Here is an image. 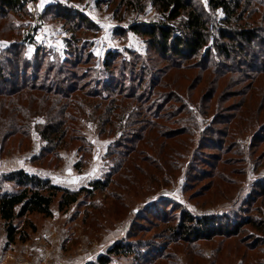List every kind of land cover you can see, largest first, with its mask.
Wrapping results in <instances>:
<instances>
[{
  "label": "trees",
  "instance_id": "1",
  "mask_svg": "<svg viewBox=\"0 0 264 264\" xmlns=\"http://www.w3.org/2000/svg\"><path fill=\"white\" fill-rule=\"evenodd\" d=\"M36 1L0 0V15L28 14V4ZM100 1L111 6L119 19L129 10L144 12L150 3L169 20H174L184 35L179 36L164 23L155 21L126 28L145 38L148 44L146 56L138 51H131L129 57L122 52L106 51L99 65L101 77L97 87L91 88V82L84 79L89 72H94L91 62L97 58L90 38L85 35L87 38L83 39V34L98 29V26L72 6L60 1L50 5L48 10L71 33L61 61L47 60L50 53L47 47L37 48L33 57H25L16 45L0 53L2 141L16 135L29 136L33 128L34 135L45 142L40 155L43 158L58 152L67 138L71 122L85 116L105 131L119 129L122 134H119L118 144L122 143V138L126 139L127 147L134 148L136 155L145 157L143 162H148L147 157L153 156L149 151L156 155L166 154L165 159L174 161L177 155L173 149L174 140L182 137L192 141L199 131L207 136L222 135L225 141L217 146L225 149L231 119L221 117L217 120L216 115L213 118L207 116V110L215 104V108H219L223 98L227 102L235 97L234 89L230 87L246 78L249 81L243 85L244 92L240 95L246 99H240L235 108H229L231 112L225 108L221 111L235 113L241 108L240 111L247 112L255 106L259 115L264 111V97L258 103V99L255 100L259 98L257 82L260 75H264V9L261 12L258 7H264L263 0H207L206 5L198 0ZM250 7L251 11L247 12ZM218 8L224 11V24L216 29L214 40L210 41L209 24L215 19L214 12ZM245 68L251 69V73L231 84L232 75L244 73ZM200 89L203 92L198 103L192 104L213 120V126L197 131L200 121L192 115L188 99L194 92L198 94ZM210 100L213 102L206 107ZM36 116H41V120L36 121ZM220 124L223 127H216ZM155 143L159 144V151L155 150ZM176 143L180 144L179 140ZM156 159L157 156L150 157L152 162ZM77 166L81 167L80 164ZM140 173L143 177L148 176L146 170ZM110 178L111 174L106 179L92 181L91 188L71 190L24 168L0 173V218L8 243L15 242L18 236L26 239L25 228L36 230L35 224L28 219L30 215L52 216L55 203L59 211H65L76 204L82 194L92 196L95 191L106 189L112 183ZM219 179L222 181L224 177ZM256 195L264 198V185L257 189ZM246 227L252 230L241 235ZM170 229L176 239L186 244L189 254L196 250L199 260L204 256L197 252L198 244L213 242L215 258L211 256L208 264H221L218 262L220 258L231 256L230 247H234L243 259L249 258L253 264H264L257 256L258 253L264 254V241H261L264 214L255 219H231L214 214L197 216L181 209L180 218ZM134 252L132 244L117 242L93 264H111L115 258L133 256Z\"/></svg>",
  "mask_w": 264,
  "mask_h": 264
},
{
  "label": "rangeland",
  "instance_id": "2",
  "mask_svg": "<svg viewBox=\"0 0 264 264\" xmlns=\"http://www.w3.org/2000/svg\"><path fill=\"white\" fill-rule=\"evenodd\" d=\"M58 1L72 7L77 4L84 6L98 20L94 21L98 29L83 34V39L87 38L85 35L90 38L92 51L97 58L91 62L94 72H89L84 79L91 82V88L97 87L96 83L101 77L99 65L104 55L99 50L104 49V44L120 45V49L109 50L122 52L126 57L130 56L131 51L146 56L148 44L145 38L126 28L150 22L147 20L160 12L148 3L144 12L129 10L119 19L113 8L100 0H38L33 2V10L28 4V14L0 15V53L16 45L25 57H33L37 48L47 47L50 52L47 60L61 61L71 33L48 10ZM198 1L206 5L207 0ZM258 7L262 12L264 7ZM37 14L42 15L48 28L56 31L54 38L56 43H60L61 51L57 45L37 42L30 46L24 43L25 31L32 26ZM41 37L44 38L45 33ZM9 57L11 55L8 54L10 60ZM243 70L242 74L232 75L231 84L252 71L249 68ZM260 76L257 82L259 98H255L258 99L257 103L264 97V75ZM248 81L246 78L244 82L230 87L234 89L235 97L227 102L223 98L219 108H215V104V107L210 106L207 110V116L213 118L216 115L217 120L221 117L231 119L228 122L230 135L226 138L224 150L217 146L225 141L222 135L209 133L210 136H207L199 131L192 141L182 137L174 140L173 149L177 151L174 161L165 159L166 154L156 155L154 151H149L153 156L147 157L148 162H143L145 157L136 155L134 148L127 147L126 139L122 138V143L118 144L119 134H122L119 129L105 131L97 122L91 123V119L85 116L71 122L67 138L58 152L49 153L43 158L40 155L45 142L34 135L33 128L29 136L16 135L4 141L0 139V173L24 168L51 178L71 190L91 188L92 181L106 179L110 174L112 181L106 189L95 191L92 196L82 194L79 201L65 211H59L55 203L52 216L30 215L28 219L35 224L36 230L25 228L26 239L18 236L15 242L8 243L0 218V261L8 260V264H93L113 244L127 242L135 249L133 256L115 258L111 264H208L211 256L215 258L211 246L213 242L202 241L198 244L197 252L204 256L199 260L196 250L189 254L186 244L178 237L176 239L170 228L176 225L181 209H187L197 216L214 214L231 219H255L264 214V198L256 195L257 189L264 185V111L259 115L256 106L247 112L240 111L241 108L235 113L221 111L223 108H235L240 99H246L240 95ZM202 92L200 89L198 94L194 92L188 99L192 115L200 121L197 131L213 126V120L205 117L192 104L198 103ZM212 102L210 100L206 107ZM192 115L189 116L193 118ZM35 120L40 121L41 116H36ZM216 127L223 126L220 124ZM259 129L263 130L262 133ZM178 140L180 144L176 143ZM158 146L155 145L156 151H159ZM154 156H157L156 162L150 160ZM143 170L148 173L147 177L141 175ZM219 177H224V180L221 181ZM219 184L222 185L219 187ZM254 196L255 200L252 199ZM248 228H243L241 235L252 230ZM261 241H264V235ZM230 248L231 256H223L219 263L253 264L249 258L243 259L234 247ZM257 256L264 261V254L258 253Z\"/></svg>",
  "mask_w": 264,
  "mask_h": 264
},
{
  "label": "built area",
  "instance_id": "3",
  "mask_svg": "<svg viewBox=\"0 0 264 264\" xmlns=\"http://www.w3.org/2000/svg\"><path fill=\"white\" fill-rule=\"evenodd\" d=\"M29 7L31 8V10H33L35 8V5L33 2L29 3ZM75 9L81 11L82 13H84L85 15H87L92 21L98 22L97 18L94 17V14L91 13L90 9H85L86 7L84 6H80V5H76L74 6ZM214 17L215 19L213 21H211V23L209 24V30L211 32L210 34V41L214 40V36H215V31L218 27L222 26L224 24V11L222 10V8H218L215 10L214 12ZM147 21H155V22H161L164 23L165 25H167L168 27H170L171 29H173V31L175 32V34L179 35V36H183L184 35V31L181 27H179V25L174 21V20H169L168 17L163 14V13H157L156 15H152L149 20ZM42 33H45V37H41L42 33L40 31L42 30ZM55 34L56 31L51 30L50 28H48V25L44 22V19H42V15H36L35 16V20L32 24L31 27H29V29H27L25 31V35H24V43L30 46L36 45L37 42H42L45 45H55ZM56 46V45H55ZM104 48H107L108 50L113 48V49H120V45H116V44H104L103 45Z\"/></svg>",
  "mask_w": 264,
  "mask_h": 264
},
{
  "label": "crops",
  "instance_id": "4",
  "mask_svg": "<svg viewBox=\"0 0 264 264\" xmlns=\"http://www.w3.org/2000/svg\"><path fill=\"white\" fill-rule=\"evenodd\" d=\"M55 45H57V47L59 48V46H60V43H55ZM104 48V47H103ZM131 49V48H130ZM59 50H60V48H59ZM61 51V50H60ZM101 51V53H102V55H104L105 54V52L106 51H108V49L106 50V48H104L103 50L101 49V50H99V52ZM103 51V52H102ZM7 257H9V256H7ZM8 261V260H7ZM7 261L6 260H1L0 261V264H8L7 263ZM9 264H11V262L9 263Z\"/></svg>",
  "mask_w": 264,
  "mask_h": 264
}]
</instances>
